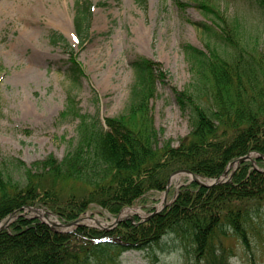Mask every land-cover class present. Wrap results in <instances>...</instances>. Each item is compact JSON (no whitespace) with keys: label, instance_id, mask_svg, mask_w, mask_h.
<instances>
[{"label":"trees","instance_id":"16d2710c","mask_svg":"<svg viewBox=\"0 0 264 264\" xmlns=\"http://www.w3.org/2000/svg\"><path fill=\"white\" fill-rule=\"evenodd\" d=\"M264 9V0H256ZM146 5L147 0H137ZM211 20L208 50L190 43L183 50L193 74L184 88L170 83L157 59L137 54L129 99L122 112L107 116L82 112L69 94L62 117L78 118L76 139L63 159L53 154L27 164L0 148V222L15 210L41 207L72 221L92 205L114 216L145 203L167 188L171 175L188 169L201 178L223 175L230 162L256 152L257 167L245 160L230 180L212 186L183 184L173 201L146 220L122 219L115 227L85 224L72 230L51 227L39 216L21 214L0 231V264H122L130 249H146L171 237L194 264H231L235 239L251 249L264 227V53L250 42L241 19L212 0H196ZM75 27L83 45L91 36L93 3L76 0ZM53 44L65 41L52 31ZM67 75L86 76L72 46ZM171 86L191 130L178 144L161 140L152 100L158 83ZM71 190V191H70ZM155 207H152L154 210Z\"/></svg>","mask_w":264,"mask_h":264},{"label":"rangeland","instance_id":"374dc122","mask_svg":"<svg viewBox=\"0 0 264 264\" xmlns=\"http://www.w3.org/2000/svg\"><path fill=\"white\" fill-rule=\"evenodd\" d=\"M91 1V36L81 45L75 27L76 0H0L2 153L20 157L29 165L50 154L63 159L78 136V118L61 116L70 93L76 95L82 112L99 114L103 120L118 115L128 103L134 80L130 60L134 56L141 54L160 60L169 70L170 83L184 88L193 74L183 44L208 50L207 43L214 44L216 40L213 31L200 26L211 20L197 7L196 0H147L146 5L137 0ZM212 1L227 14L237 15L248 40H256L264 53V9L259 3ZM60 11L62 15L58 16ZM52 31L62 34L65 41L53 44ZM67 43L86 74L77 83L67 75L71 56ZM158 88V95L152 100L156 126L162 141L178 144L191 130L189 114L181 110L170 85L159 82ZM191 180V174L174 173L168 192L155 191L145 203L123 209L136 208L137 212L130 210L120 217L146 218L161 204L162 209L165 201L170 204L180 187ZM45 210L27 212L45 219ZM262 213L264 218V207ZM48 215L65 223L52 212ZM88 216L99 222L83 220L82 224L107 229L118 224V215L97 205L80 217ZM58 228L72 230L74 226ZM164 240L150 248L125 251L122 264H194L187 260L176 240ZM227 243L235 248L231 264H264V227L261 237H253L251 249L235 239Z\"/></svg>","mask_w":264,"mask_h":264},{"label":"bare ground","instance_id":"6f19581e","mask_svg":"<svg viewBox=\"0 0 264 264\" xmlns=\"http://www.w3.org/2000/svg\"><path fill=\"white\" fill-rule=\"evenodd\" d=\"M57 15L58 16H61L62 15L61 11ZM254 166L257 167L256 165H254ZM161 205L159 206V208H161ZM128 207H130V206H128ZM27 209H29V210H35V211H41L44 208L41 209V207L26 206V208L23 211L15 210L6 219H4L3 221L0 222V227L2 225H4L8 220H10V223H11L15 218H17L21 214H27L28 216H30V214L27 212ZM130 210L133 211V212H137V209L136 208L126 209V210H124V211L121 212L120 216L122 217L124 215L129 214L130 213ZM43 216L45 217V219H42V218L41 219L43 221H46L53 228L59 229L58 227H62V226L63 227H66V226L63 225L65 223H63L61 225H53V224L59 223V222H57V221L53 220L51 217H49L48 212L46 213V210H45V212H43ZM79 218H80V216L78 218H76V219H74L72 221L66 222V223H73V222L77 221ZM81 220L82 221L83 220H90V221H94V222H99V219L93 218V217H90V216H88V217H81ZM10 223H9V225H10ZM81 224H82V222H81ZM9 225H7L4 228L0 229V231L3 230V229H5V228H7V227H9ZM78 225H79L78 223H75V224L70 225L69 227H71V226L76 227ZM59 230H62V229H59ZM63 231H67V230H63Z\"/></svg>","mask_w":264,"mask_h":264},{"label":"water","instance_id":"95a60500","mask_svg":"<svg viewBox=\"0 0 264 264\" xmlns=\"http://www.w3.org/2000/svg\"><path fill=\"white\" fill-rule=\"evenodd\" d=\"M250 158H251V155H246V156L240 157V158H238L237 160L231 162L229 168L232 167L235 163H237V166H238L241 162H243V161L246 160V159H250ZM181 171L191 173V174L193 175L194 179H195L196 181H199V182H200L201 184H203V185H213V184L218 183V182L221 181L220 178H219V179H215L212 183L207 184V183H205V182L199 180L198 177H197L193 172H191V171H189V170H181ZM177 172H180V171H177ZM177 172H176V173H177ZM228 172H229V169H227V170L224 172L223 176H226V175L228 174ZM170 185H171V183H170V181H169V184H168V187H167V190H166L167 192H168L169 189H170ZM166 205H167V202L165 201V205H164V206H166ZM160 210H161V209L156 210V211L153 212L151 215H153V214L159 212ZM127 218H129V217H127ZM131 218H133V217H131ZM120 220H121V219L118 218L116 221L119 222ZM81 221H82V220H81V217H80L77 221H75V222H73V223H65V224H63V223H55V224H53V225H61V224H63L64 226L69 227L70 225L75 224V223L81 224ZM9 223H10V220H8L4 225H2V226L0 227V229H2V228H4L5 226L9 225Z\"/></svg>","mask_w":264,"mask_h":264}]
</instances>
